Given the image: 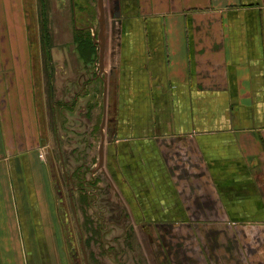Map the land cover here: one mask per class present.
<instances>
[{
	"label": "crops",
	"instance_id": "obj_1",
	"mask_svg": "<svg viewBox=\"0 0 264 264\" xmlns=\"http://www.w3.org/2000/svg\"><path fill=\"white\" fill-rule=\"evenodd\" d=\"M125 1L113 18L118 33L108 35L106 24L102 42L103 124L115 106L117 125L103 134L96 170L112 153L116 183L121 175L131 188L133 219L211 220L198 233L220 236L223 258L208 248L212 258L201 264H264V0ZM7 10L2 42L19 27ZM25 76L18 98L0 91V169L15 172L20 186L10 140L29 137L30 123L41 140L33 78ZM29 199L26 210L24 195H0V264H39L52 236L44 226L41 243L40 209ZM146 228L134 227L135 235ZM158 264L170 263L164 255Z\"/></svg>",
	"mask_w": 264,
	"mask_h": 264
},
{
	"label": "rangeland",
	"instance_id": "obj_2",
	"mask_svg": "<svg viewBox=\"0 0 264 264\" xmlns=\"http://www.w3.org/2000/svg\"><path fill=\"white\" fill-rule=\"evenodd\" d=\"M132 2L126 0L123 7ZM103 4L107 34L116 35L119 26L113 21V2L103 0ZM6 7L10 23L14 19L19 27L12 28L13 35L6 42L0 32V91L3 99L6 95L16 99L19 84L29 87L25 73L33 78L41 140L31 123L25 128L29 137L10 140L14 149L11 146L9 153L21 164L22 186L16 173L8 174L2 165L0 195H24L26 210H31L29 197L33 200L40 209L42 244L43 227L51 228L39 264H61L62 260L86 264L83 248L89 264H136L146 259L158 264L164 255L170 264H201L212 258L208 248L222 259L220 236L205 229L198 233L200 225H209L211 220L133 219L127 209L132 206L131 188L124 185L121 175L116 176V183L112 153L106 156L104 168L96 170L103 163L98 153L103 134L112 136L117 125L115 106L108 107L103 124L97 43L100 0H8L0 4V16ZM76 34L94 38L92 55V50L90 54L81 50ZM24 149L26 154H21ZM77 149L84 154L78 155ZM22 157L29 168L22 166ZM145 224L144 234L135 235L134 227ZM189 226L196 228L177 230ZM194 242L201 243L200 247Z\"/></svg>",
	"mask_w": 264,
	"mask_h": 264
},
{
	"label": "water",
	"instance_id": "obj_3",
	"mask_svg": "<svg viewBox=\"0 0 264 264\" xmlns=\"http://www.w3.org/2000/svg\"><path fill=\"white\" fill-rule=\"evenodd\" d=\"M103 0H100V19H101V24H100V33H99V39L101 41V58H100V69L101 72L104 69V50L102 48V42H103V38H104V34L106 33V22H105V18H104V12H103ZM116 11L117 13L113 16L114 18H119L121 16V6H120V1L116 0ZM84 249V248H83Z\"/></svg>",
	"mask_w": 264,
	"mask_h": 264
},
{
	"label": "trees",
	"instance_id": "obj_4",
	"mask_svg": "<svg viewBox=\"0 0 264 264\" xmlns=\"http://www.w3.org/2000/svg\"><path fill=\"white\" fill-rule=\"evenodd\" d=\"M76 39L78 44H80L81 50L83 49L84 51L88 52L90 54L91 51V55L92 53L95 52V44H94V39L90 36V38H87L85 35H77L76 34ZM93 47V48H92ZM92 48V49H91Z\"/></svg>",
	"mask_w": 264,
	"mask_h": 264
},
{
	"label": "flooded vegetation",
	"instance_id": "obj_5",
	"mask_svg": "<svg viewBox=\"0 0 264 264\" xmlns=\"http://www.w3.org/2000/svg\"><path fill=\"white\" fill-rule=\"evenodd\" d=\"M110 1H112L113 2V6H112V14H113V16L116 14V12H115V10H116V0H110ZM120 1V0H119ZM114 18V17H113ZM84 250V257H85V259H86V264H89L88 263V256H87V254H86V250L85 249H83Z\"/></svg>",
	"mask_w": 264,
	"mask_h": 264
}]
</instances>
